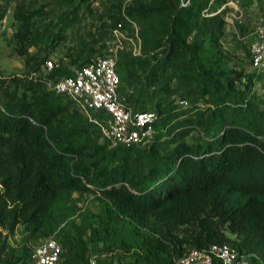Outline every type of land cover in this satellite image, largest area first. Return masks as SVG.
Listing matches in <instances>:
<instances>
[{
  "label": "trees",
  "instance_id": "trees-1",
  "mask_svg": "<svg viewBox=\"0 0 264 264\" xmlns=\"http://www.w3.org/2000/svg\"><path fill=\"white\" fill-rule=\"evenodd\" d=\"M11 1L0 0V20ZM205 4V0H188L183 5L163 0L140 13L128 10L132 19L151 25L148 35L141 32V55L159 52L151 60L139 56L140 73L124 60L120 74L116 60L119 96L133 111L137 102L148 100L145 110L155 111L158 118L151 142L113 145L94 164H77L68 157L80 155L79 145L86 143L78 142L76 135L87 132L92 124L79 113L68 127L55 122L68 104L74 106L67 96L46 90V80L0 78L1 223L10 216L12 224H38L61 191L93 184L104 196L103 211L123 216L135 229L130 264H175L189 248L213 243H228L253 264H263L257 251L264 249V132L250 123L242 92L228 90L223 56L217 52L225 22L218 13L201 15ZM13 15L19 21L13 36L16 50L28 72L36 71L46 58L35 62L28 52L31 13L16 4ZM123 22V16L113 19L109 29L118 23L122 28ZM248 32L246 28L239 31L241 36ZM85 55L73 58V63L79 61L74 68L97 56L81 61ZM71 74L58 62L47 79ZM172 76L200 96L208 94V105L169 124L170 112L161 97ZM249 78H258L264 85L262 73L253 70ZM150 82L163 86L139 95ZM192 130L196 136L186 141ZM230 192L247 197L227 203ZM0 264H4L1 258ZM214 264L221 263L215 260Z\"/></svg>",
  "mask_w": 264,
  "mask_h": 264
},
{
  "label": "rangeland",
  "instance_id": "rangeland-1",
  "mask_svg": "<svg viewBox=\"0 0 264 264\" xmlns=\"http://www.w3.org/2000/svg\"><path fill=\"white\" fill-rule=\"evenodd\" d=\"M162 1L12 0L7 4L4 17L0 20V78L5 80L35 78L42 82L46 80L44 85L46 90H50L48 81L51 79H47V73L54 68V64L59 62L66 71L72 70L74 65L79 64V61L73 63V58L83 53L86 55L81 61L94 55L111 54L118 60L120 74L125 69L124 60L129 61L137 73H140L139 56L151 60L158 55L159 50L150 51L146 56L141 55L143 45L141 32L148 35L151 25L132 19L127 13L128 10L140 13L150 4ZM169 1L172 4L176 3V0ZM205 1L206 4L201 8L200 14L206 16L218 13L225 22L217 52L223 56L228 90L231 94L242 92L241 97L243 99L245 97L249 109L247 117L250 123L254 128L264 132V85L260 86L258 78H249V74L253 72L248 55L250 38L245 37L241 41L242 36L239 33L243 28L250 33L257 26L264 25V0ZM178 2L179 5H183L188 0ZM16 4L25 6L31 13L32 43L28 45L29 54L34 56L35 62L50 58L53 61L50 71L44 69L41 63L36 71L28 72L24 57L16 50L17 44L13 37L19 25V21L13 15ZM129 4L132 7L128 8ZM139 13L136 15L137 18L141 17ZM120 16L125 19L122 28L116 32L113 28L110 30L109 24ZM170 73L171 71L169 76ZM160 82L147 83L144 92L139 95H144L147 90L155 92L159 86H163ZM198 93L199 91L182 86L177 76L171 77L165 96L161 97L165 109L170 112L169 124L175 120L182 121L185 116H190L198 108L208 105L205 103L208 94L200 96ZM65 98L62 102H65ZM148 105V100L139 101L135 109L145 110ZM77 113L83 115L92 126L84 134L81 131L76 135L78 142L86 143L85 147L79 145L80 155L68 157L77 164L80 162L94 164L101 160L104 155L102 153L113 145L103 138L98 126L88 116L71 104L58 115L55 122L68 127L73 124V116ZM176 116L178 118L175 119ZM181 125V123L177 125L178 128ZM195 136L196 132L192 130L185 140L191 141ZM262 136L264 138V135ZM222 192L223 189L220 193ZM261 196L264 198V194ZM246 197V194L240 192H230L225 200L230 203L238 198L244 200ZM104 201L101 190L93 184H87L86 189L61 191L54 197L48 213L38 224L26 221H15L12 224L11 217L6 216L4 221L0 222V258L4 264H28L32 249L43 240L52 237L57 239L62 247V256L58 264H89L90 261L95 264H130L135 246V229L123 216L107 215L103 211ZM228 234L231 239L236 238L235 235ZM257 253L264 264V249H258Z\"/></svg>",
  "mask_w": 264,
  "mask_h": 264
},
{
  "label": "built area",
  "instance_id": "built-area-1",
  "mask_svg": "<svg viewBox=\"0 0 264 264\" xmlns=\"http://www.w3.org/2000/svg\"><path fill=\"white\" fill-rule=\"evenodd\" d=\"M120 27L118 23L113 31ZM245 37L250 38L251 68L264 74V25L257 26L241 38ZM43 67L50 70L53 61L45 59ZM48 84L51 90L67 96L76 109L88 116L112 145H145L153 139L157 113L152 110L133 111L125 105L118 92L120 78L115 56H94L87 63L72 68L71 75L49 80ZM61 253L58 240L47 238L32 249L28 264H58ZM215 260L221 264H253L246 254L228 243H213L201 249L191 247L176 259L175 264H214ZM89 264L95 263L90 261Z\"/></svg>",
  "mask_w": 264,
  "mask_h": 264
},
{
  "label": "bare ground",
  "instance_id": "bare-ground-1",
  "mask_svg": "<svg viewBox=\"0 0 264 264\" xmlns=\"http://www.w3.org/2000/svg\"><path fill=\"white\" fill-rule=\"evenodd\" d=\"M239 34V33H238Z\"/></svg>",
  "mask_w": 264,
  "mask_h": 264
}]
</instances>
